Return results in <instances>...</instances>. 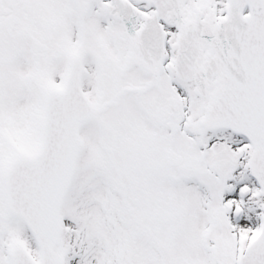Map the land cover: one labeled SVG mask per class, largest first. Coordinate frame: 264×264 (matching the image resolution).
<instances>
[{"label":"snow or ice","instance_id":"snow-or-ice-1","mask_svg":"<svg viewBox=\"0 0 264 264\" xmlns=\"http://www.w3.org/2000/svg\"><path fill=\"white\" fill-rule=\"evenodd\" d=\"M0 264H264V0H0Z\"/></svg>","mask_w":264,"mask_h":264}]
</instances>
